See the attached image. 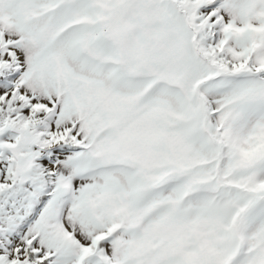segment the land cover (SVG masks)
<instances>
[{"label": "snow or ice", "instance_id": "obj_1", "mask_svg": "<svg viewBox=\"0 0 264 264\" xmlns=\"http://www.w3.org/2000/svg\"><path fill=\"white\" fill-rule=\"evenodd\" d=\"M0 264H264V0H0Z\"/></svg>", "mask_w": 264, "mask_h": 264}]
</instances>
